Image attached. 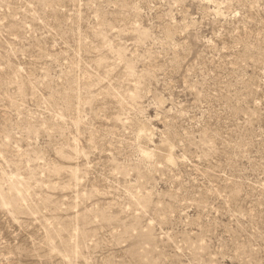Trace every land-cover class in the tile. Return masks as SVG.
<instances>
[{
  "label": "rangeland",
  "instance_id": "1",
  "mask_svg": "<svg viewBox=\"0 0 264 264\" xmlns=\"http://www.w3.org/2000/svg\"><path fill=\"white\" fill-rule=\"evenodd\" d=\"M0 264H264V0H0Z\"/></svg>",
  "mask_w": 264,
  "mask_h": 264
},
{
  "label": "bare ground",
  "instance_id": "2",
  "mask_svg": "<svg viewBox=\"0 0 264 264\" xmlns=\"http://www.w3.org/2000/svg\"><path fill=\"white\" fill-rule=\"evenodd\" d=\"M144 131V130H143ZM148 157H150L148 154H147Z\"/></svg>",
  "mask_w": 264,
  "mask_h": 264
}]
</instances>
